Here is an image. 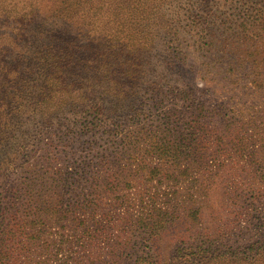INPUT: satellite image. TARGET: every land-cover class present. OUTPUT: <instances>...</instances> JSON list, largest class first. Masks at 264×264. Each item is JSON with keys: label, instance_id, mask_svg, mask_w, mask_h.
Listing matches in <instances>:
<instances>
[{"label": "trees", "instance_id": "16d2710c", "mask_svg": "<svg viewBox=\"0 0 264 264\" xmlns=\"http://www.w3.org/2000/svg\"><path fill=\"white\" fill-rule=\"evenodd\" d=\"M18 1L21 7L12 2L0 11V120L11 111L12 103H17L25 88L37 91L38 95H30L29 101L43 106L66 95L79 94L91 81L100 82L102 78L108 79L116 97L124 103L142 86L138 78L148 70L147 54L152 44L146 35L137 36L133 29L134 9L138 8L135 0ZM57 12L66 14V19L56 21ZM194 21L186 30L190 33L187 38L193 39V44L215 47L211 33H199L200 23ZM249 23L247 18L242 21L245 30L249 29ZM173 27L174 36H178V28ZM178 47L179 44L174 47L176 52ZM220 49L218 57L226 58L224 63L230 66L226 71L230 76L238 75L244 62L232 63L230 48ZM246 67L249 75L254 72L248 64ZM247 80L251 86L255 82ZM257 82L262 85L264 81L257 79L254 87L261 86ZM254 94L259 100L257 107H232V114L224 122L228 131L224 132L214 126L208 129L207 122H200L204 108L196 113L199 104L195 100L187 104L192 109L193 122H174V116L165 113L168 122H77L70 130L60 127L59 139L44 134L49 132L45 130L41 136L47 140L40 139L37 155L24 148L19 152L23 154L19 163L15 156L0 158V233L23 231L24 221L40 225L37 229L43 232L48 222H68L72 238L61 243L73 241L84 247L91 241H104L108 258L102 264L118 263L121 251L129 247L139 250L137 242L141 240L147 242L148 250L141 249L142 254L126 264H264V213L257 216V228L248 230V236L238 235L231 240L232 244L220 235L190 236L175 247L165 262L154 254L155 246L148 238L134 242L133 237L118 239L111 233L121 221L115 212L117 207L130 201L122 187L132 182V178L123 182L126 169L130 175L152 174L159 184L161 177L170 179L172 186L164 198L159 191L139 192L140 200L159 204L155 213L150 211L126 219L154 225L162 220L166 208L160 203L167 208L172 206L168 209L172 221L178 217L176 209L181 201L186 204L190 220L197 221L201 216L200 208L192 206L194 191L188 187L182 191L177 184L185 180L181 177L201 173L202 165L207 163V136H212L217 144L210 151L211 162L217 161L216 152L226 150L227 146L232 148L233 142L251 165L257 166V156L264 152V136L258 123L263 127L264 93ZM253 106L256 108L250 110ZM94 118L98 119L97 115ZM232 122L249 126L251 132L247 136L237 133L232 136ZM193 182L200 181L195 178ZM32 226L27 232L36 230ZM7 246L4 237L0 240V256L5 255ZM42 246L46 253L53 250L49 241Z\"/></svg>", "mask_w": 264, "mask_h": 264}, {"label": "rangeland", "instance_id": "374dc122", "mask_svg": "<svg viewBox=\"0 0 264 264\" xmlns=\"http://www.w3.org/2000/svg\"><path fill=\"white\" fill-rule=\"evenodd\" d=\"M12 2L21 7L18 0H0V11ZM134 2L138 8L134 9L133 29L137 36L146 35L152 44L147 54L148 70L140 73L138 78V83L142 84L138 91L126 103L121 102L108 79L102 78L100 82L91 81L79 94H69L51 105L39 106L29 101L30 95L37 96L38 92L25 88L17 103H12L11 111L0 120V158L15 156L19 163L23 155L19 152L24 148L35 151L37 155L41 147L40 139L47 140L41 136L45 130L49 132L44 134L58 138L62 136L58 132L60 127L70 130L77 122H168L167 115L174 116V122H193L192 109L187 104L195 100L199 104L196 113L204 108L200 113V122H207L208 129L214 126L224 132L228 131L224 122L227 115L232 114V107L256 106L259 100L254 92L264 93V82L262 85L257 82L261 86L254 87L257 79L264 81V0ZM65 15L57 12L54 19L61 22L66 19ZM246 18L250 22L248 30L242 25ZM196 19L200 23L199 33H211L215 47L203 43L193 44V39L187 38L190 33L186 30ZM173 26L178 28V36H174ZM178 44L179 52H176L174 47ZM223 47L232 51V63L244 62V67H239L238 75L230 76L226 71L230 66L224 63L226 58L218 57ZM247 64L254 71L250 75L245 72ZM247 78L255 80L252 86ZM255 106L250 110L255 109ZM98 110L100 112L96 114L94 111ZM95 115L98 119L94 118ZM258 123L264 136V122L263 127L262 123ZM231 132L232 136L236 133L247 136L251 129L232 122ZM207 139V163L202 165L201 173L181 177L186 181L177 184L182 191L186 187L194 191L192 206L200 208L199 219L190 220L186 204L181 201L176 209L178 217L173 221L168 213L172 206L167 208L165 203H160L166 207L163 218L155 221L154 225L142 220H126L137 214L155 213L154 210L159 206L140 200V191L146 194L159 191L161 198H164L165 192L172 186L166 177H161L162 183L159 184L157 177L152 174L153 177L147 174L130 175L126 169L123 182L131 178L132 182L127 186L122 184V187L130 201L118 206L115 211L121 221L117 222L118 227L111 229L113 236L118 239L133 237L134 242L148 238L155 246L154 254L165 262L175 247L190 236L204 238L220 235L232 244L231 240H235L238 235L248 236V230L255 229L257 216L264 213V152L257 156L258 165L252 166L246 154L240 153L232 142V148L227 146L226 150L216 152L218 159L211 162L210 151L217 144L213 143L212 136H207ZM195 178L200 182H193ZM145 179L154 180L145 184L139 182ZM238 211L242 213L240 216ZM23 224V231L18 233H0V240L5 237L8 242L5 255L0 256V264H102L100 262L108 258L104 241H91L89 246L84 247L76 246L73 241L61 243L72 238V226L68 222H48L44 232L37 229L40 225L25 221ZM31 226L36 230L27 232ZM32 241L40 244L30 245ZM45 241L52 243L51 253H46L43 248ZM137 243L140 249L129 247L121 251V258L116 264H126L136 255L142 254L141 249L148 250L145 240Z\"/></svg>", "mask_w": 264, "mask_h": 264}]
</instances>
